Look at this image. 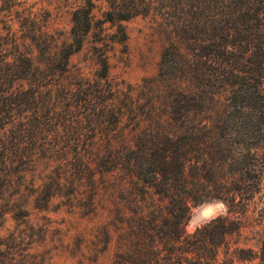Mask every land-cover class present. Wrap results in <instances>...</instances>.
<instances>
[{
	"label": "trees",
	"instance_id": "16d2710c",
	"mask_svg": "<svg viewBox=\"0 0 264 264\" xmlns=\"http://www.w3.org/2000/svg\"><path fill=\"white\" fill-rule=\"evenodd\" d=\"M27 1L0 0V228L7 214H26L24 192L33 186L28 175L47 161L45 138L75 137L71 151L62 153L70 159L60 157L58 166L64 173L86 168L79 151L85 146L98 176L88 179L91 218L104 198L113 204L119 196L121 238L112 264H264V0H138L145 12L132 4V13L119 20L147 15L153 2L165 7L154 13L167 29L168 45L153 81L165 93L171 133L87 143L82 130L101 132L107 115L116 128L123 112L102 100L92 107L100 98L92 89L84 90L82 108L89 106L95 121L84 128L71 113L57 118L54 93L67 100L72 84L52 78L66 73L69 58L83 48L90 10L74 9L64 36L49 33V11ZM93 54L104 77L106 50L97 46ZM113 175L116 182L105 180ZM51 198L48 193L41 200ZM213 201L225 205V214L186 234L191 208ZM248 213L260 226L251 232L256 251L238 248ZM108 235L105 230V244ZM20 240L0 239V254L23 247Z\"/></svg>",
	"mask_w": 264,
	"mask_h": 264
},
{
	"label": "rangeland",
	"instance_id": "374dc122",
	"mask_svg": "<svg viewBox=\"0 0 264 264\" xmlns=\"http://www.w3.org/2000/svg\"><path fill=\"white\" fill-rule=\"evenodd\" d=\"M26 4H32L41 11L48 10V32H58L64 36L71 24L70 13L82 6L90 10L91 29L83 48L69 58L66 73L52 78L55 82L72 84L67 100H63L62 93H54L57 96L54 114L58 118L71 113L72 117L68 119H77L81 123L80 127L85 128L86 121H95L96 118L89 111V106L87 110L82 108L83 92L95 89L99 91L100 98L90 102L92 107L98 108L101 100L106 101V104L115 108L114 111L121 109L123 115L116 128L111 126L115 117L107 115L100 124L103 127L101 132L86 128L82 130L80 138L85 143L90 139L104 141L106 137H115L118 141V137H146L147 134L162 137L163 133H171L167 125L168 114L164 113L162 107L165 105L161 97L165 93H160L162 89L156 88L153 81L159 72L161 53L168 45L167 29L154 13L164 12L165 7L153 2L147 15L119 20L132 13V9L144 11L147 7L140 5L138 0H29ZM132 4L135 8L131 9ZM97 46L106 50L107 70L104 77L102 65L93 54V48ZM151 107L154 108L153 113L150 112ZM165 109L169 111L167 106ZM150 113L152 117L154 114V121L147 120ZM73 138H45L44 141L49 140V145L42 153L46 155L47 161L29 173L30 177L28 175L33 186H27L24 192L26 214L19 217L7 214L0 228L1 240L20 237L24 246L2 252L0 264H112L115 253L119 251L121 238L118 232L121 218L116 207L119 196L114 195L113 204L104 198L102 207L97 209V216L91 218L87 206L90 190L88 179L93 174L96 178L98 176L97 166L89 159L85 146L81 145L79 151L88 162L86 168L64 173L61 165L58 166L62 153L71 151L70 142ZM70 157L71 153H68L62 159L69 160ZM105 180L116 182L117 176ZM56 181L58 187L53 186ZM48 193L52 198L44 204L41 199L44 200ZM253 201L256 207L260 206L258 196ZM204 204L191 208L183 226L186 234H192L209 221L193 226V220L199 216ZM224 214V210H221L214 217ZM245 225L238 248L256 251L252 246L251 232L260 226L252 216ZM105 230L109 233L107 244ZM217 255L219 259L224 257L222 250ZM238 255L235 253V256ZM244 256L248 255H241ZM247 264H256V261Z\"/></svg>",
	"mask_w": 264,
	"mask_h": 264
},
{
	"label": "clouds",
	"instance_id": "9594fccd",
	"mask_svg": "<svg viewBox=\"0 0 264 264\" xmlns=\"http://www.w3.org/2000/svg\"><path fill=\"white\" fill-rule=\"evenodd\" d=\"M221 210H226V207L219 201H213L202 205L199 216L195 217L193 220V226H198L199 223L214 218Z\"/></svg>",
	"mask_w": 264,
	"mask_h": 264
}]
</instances>
